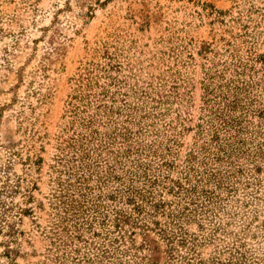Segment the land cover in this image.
Listing matches in <instances>:
<instances>
[{"label": "rangeland", "instance_id": "rangeland-1", "mask_svg": "<svg viewBox=\"0 0 264 264\" xmlns=\"http://www.w3.org/2000/svg\"><path fill=\"white\" fill-rule=\"evenodd\" d=\"M99 262L264 264V0H0V264Z\"/></svg>", "mask_w": 264, "mask_h": 264}, {"label": "trees", "instance_id": "trees-1", "mask_svg": "<svg viewBox=\"0 0 264 264\" xmlns=\"http://www.w3.org/2000/svg\"><path fill=\"white\" fill-rule=\"evenodd\" d=\"M134 209L136 210V207ZM98 264H102V263L99 262Z\"/></svg>", "mask_w": 264, "mask_h": 264}]
</instances>
